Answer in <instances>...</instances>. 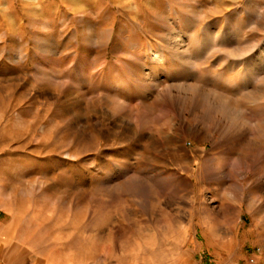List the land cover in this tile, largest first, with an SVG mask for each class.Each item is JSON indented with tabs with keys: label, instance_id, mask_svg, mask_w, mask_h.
I'll return each mask as SVG.
<instances>
[{
	"label": "rangeland",
	"instance_id": "374dc122",
	"mask_svg": "<svg viewBox=\"0 0 264 264\" xmlns=\"http://www.w3.org/2000/svg\"><path fill=\"white\" fill-rule=\"evenodd\" d=\"M0 206L10 264H264V0H0Z\"/></svg>",
	"mask_w": 264,
	"mask_h": 264
},
{
	"label": "crops",
	"instance_id": "0c3cea01",
	"mask_svg": "<svg viewBox=\"0 0 264 264\" xmlns=\"http://www.w3.org/2000/svg\"><path fill=\"white\" fill-rule=\"evenodd\" d=\"M8 210L5 207L0 206V227H29V225H24L18 222V216H13L10 220H6L3 218L4 214H7ZM5 217V216H4ZM13 238L4 237L0 233V248H2V252L0 253V264H10L12 259L9 255V251L11 250L10 240ZM15 243V242H14ZM17 244L19 242H16ZM15 243V244H16Z\"/></svg>",
	"mask_w": 264,
	"mask_h": 264
},
{
	"label": "bare ground",
	"instance_id": "6f19581e",
	"mask_svg": "<svg viewBox=\"0 0 264 264\" xmlns=\"http://www.w3.org/2000/svg\"><path fill=\"white\" fill-rule=\"evenodd\" d=\"M210 96V95H209ZM210 108V107H209ZM224 109V108H223Z\"/></svg>",
	"mask_w": 264,
	"mask_h": 264
}]
</instances>
